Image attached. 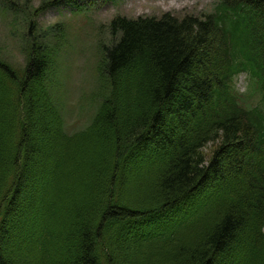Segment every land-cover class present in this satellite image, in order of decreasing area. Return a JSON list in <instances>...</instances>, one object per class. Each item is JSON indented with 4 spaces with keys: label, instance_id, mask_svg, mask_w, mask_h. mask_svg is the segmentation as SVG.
Instances as JSON below:
<instances>
[{
    "label": "trees",
    "instance_id": "trees-1",
    "mask_svg": "<svg viewBox=\"0 0 264 264\" xmlns=\"http://www.w3.org/2000/svg\"><path fill=\"white\" fill-rule=\"evenodd\" d=\"M28 27L22 74L0 60V264L20 214L22 264H264V0H219L201 19L115 17L91 124L67 133L42 92L45 160L30 89L47 83L59 36Z\"/></svg>",
    "mask_w": 264,
    "mask_h": 264
},
{
    "label": "rangeland",
    "instance_id": "rangeland-1",
    "mask_svg": "<svg viewBox=\"0 0 264 264\" xmlns=\"http://www.w3.org/2000/svg\"><path fill=\"white\" fill-rule=\"evenodd\" d=\"M73 0H0V60L8 67L22 74L25 66V37L32 23L42 31L53 32L58 37L53 41L56 59L49 71L44 87L31 86L32 100L40 113L33 120L31 144L43 149L41 158L48 156L49 139L40 137L44 127L52 125L51 114L43 116L45 103L43 90L53 92L55 105L62 112L67 133H74L88 127L94 119L104 96L101 75L103 50L111 41L109 25L115 17L128 19L160 18L169 14L178 19L186 16L202 18L211 13L218 0H88L86 3H70ZM34 26V25H32ZM35 27V26H34ZM48 29V30H47ZM57 45V46H55ZM244 75L235 79V88L243 92L246 87ZM54 98V97H53ZM53 103V102H52ZM173 124L168 127L174 129ZM52 134H50L51 136ZM215 145L209 144L203 150L207 159L211 158ZM45 149V150H44ZM32 167L26 175V191L20 200L24 210L35 181ZM28 191V192H27ZM24 212L22 211V214ZM22 217L10 220V243L3 247L10 254L12 264H22L19 243L21 242ZM18 223V224H17ZM23 224V223H22Z\"/></svg>",
    "mask_w": 264,
    "mask_h": 264
}]
</instances>
